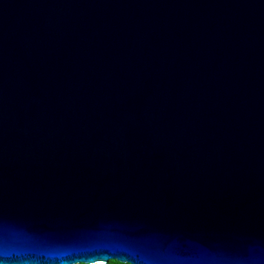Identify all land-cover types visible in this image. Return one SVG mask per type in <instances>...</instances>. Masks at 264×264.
I'll return each mask as SVG.
<instances>
[{
    "label": "water",
    "instance_id": "obj_1",
    "mask_svg": "<svg viewBox=\"0 0 264 264\" xmlns=\"http://www.w3.org/2000/svg\"><path fill=\"white\" fill-rule=\"evenodd\" d=\"M264 264V0H0V264Z\"/></svg>",
    "mask_w": 264,
    "mask_h": 264
},
{
    "label": "trees",
    "instance_id": "obj_2",
    "mask_svg": "<svg viewBox=\"0 0 264 264\" xmlns=\"http://www.w3.org/2000/svg\"><path fill=\"white\" fill-rule=\"evenodd\" d=\"M73 264H90V263L79 262V263H73ZM94 264H130V263L110 258L103 263H94Z\"/></svg>",
    "mask_w": 264,
    "mask_h": 264
}]
</instances>
